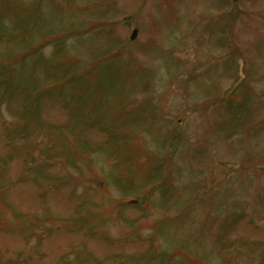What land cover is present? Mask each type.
I'll return each instance as SVG.
<instances>
[{
  "label": "rangeland",
  "instance_id": "obj_1",
  "mask_svg": "<svg viewBox=\"0 0 264 264\" xmlns=\"http://www.w3.org/2000/svg\"><path fill=\"white\" fill-rule=\"evenodd\" d=\"M0 264H264V0H0Z\"/></svg>",
  "mask_w": 264,
  "mask_h": 264
},
{
  "label": "trees",
  "instance_id": "obj_2",
  "mask_svg": "<svg viewBox=\"0 0 264 264\" xmlns=\"http://www.w3.org/2000/svg\"><path fill=\"white\" fill-rule=\"evenodd\" d=\"M80 29V28H79ZM86 30H78L77 28H68L67 30H65V32L63 34L60 35H50L49 37L44 36L40 42L36 43V44H32L29 48H27L21 55H18L15 57V60L17 59H27L30 56H33L34 54H38L39 51H41L48 43H63L64 39L66 38V36L73 34L74 36H81L83 33H85ZM90 31V30H89ZM88 32V31H87ZM8 38H11L10 36ZM13 38V37H12ZM48 42V43H47ZM235 51L237 52V50L235 49ZM71 62V61H70ZM92 65V64H91ZM92 70V67L90 66L88 69V72L90 73ZM62 81L66 80V79H71V80H76L77 76H72L69 78L63 77L60 78ZM41 94L36 96V99L41 98L40 97ZM35 99V100H36ZM33 100V101H35Z\"/></svg>",
  "mask_w": 264,
  "mask_h": 264
},
{
  "label": "water",
  "instance_id": "obj_3",
  "mask_svg": "<svg viewBox=\"0 0 264 264\" xmlns=\"http://www.w3.org/2000/svg\"><path fill=\"white\" fill-rule=\"evenodd\" d=\"M137 34H138V29H135L132 34V39H134L137 36ZM137 201L138 200L136 199L130 200V202H137Z\"/></svg>",
  "mask_w": 264,
  "mask_h": 264
}]
</instances>
